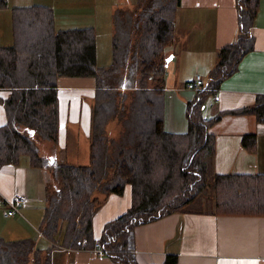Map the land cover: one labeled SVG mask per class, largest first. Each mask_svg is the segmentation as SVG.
Returning a JSON list of instances; mask_svg holds the SVG:
<instances>
[{
    "label": "trees",
    "instance_id": "obj_1",
    "mask_svg": "<svg viewBox=\"0 0 264 264\" xmlns=\"http://www.w3.org/2000/svg\"><path fill=\"white\" fill-rule=\"evenodd\" d=\"M236 1L238 38L219 51L207 88L197 90L187 102L184 133L165 125L166 49L176 38L181 0H153L154 6L146 8L139 21L134 18L136 11L122 17L118 8L112 18V61L103 67L98 62L95 27L57 31L49 6L12 9L13 44L0 46V92L9 93L6 98L0 94L8 119L0 126V169L27 157L32 167H48L53 181L61 185L46 194L39 227L45 242L0 236V264H54L57 247L92 250L97 243L118 264H140L135 229L191 204H208V187L213 189L216 213L264 215V175L208 171L215 150L210 129L224 114H253L264 123V95L253 107L205 114L209 99L254 49L251 29L261 0ZM7 5V0H0V9ZM64 77L95 80L87 165L45 157L35 144L36 136L59 140V82ZM112 122L121 126L118 137L108 133ZM243 143L253 147L254 137L246 135ZM127 185L131 206L108 221L97 239L94 218L103 203L100 196L123 195ZM162 264H178V257L167 255Z\"/></svg>",
    "mask_w": 264,
    "mask_h": 264
},
{
    "label": "crops",
    "instance_id": "obj_2",
    "mask_svg": "<svg viewBox=\"0 0 264 264\" xmlns=\"http://www.w3.org/2000/svg\"><path fill=\"white\" fill-rule=\"evenodd\" d=\"M135 5L136 3H130L128 7ZM49 7L53 9L55 18L56 14H60L62 20L68 12L55 3H51ZM112 8L113 6L110 11ZM95 22L90 26L97 27L102 20L96 19ZM239 30L236 0H181L176 15V38L166 49L168 65L165 125L168 130L178 133L187 131V119L185 121L181 115L196 91L188 89L186 84L194 80L197 74L207 75L218 61L219 51L237 40ZM251 30L254 35V49L244 56L238 71L222 82L215 94L220 97L219 100L213 96L207 102L205 111L209 114L211 112L212 116L222 111L253 107L258 96L264 95V0L260 2ZM8 38L11 40V37ZM186 52L193 57V62L189 65L196 64V73L191 74L182 84L184 76L173 65L181 64L185 73L187 61L181 62L179 59ZM95 92L93 78L60 79V136L57 146L47 147L49 151H42L43 156L78 165L81 164L80 158L85 160L82 164L90 162ZM0 94L6 98L9 93L3 91ZM172 96L173 101L168 104ZM209 114L206 116H210ZM7 122L5 108L0 104V126ZM70 130L79 138L86 132L84 154L81 150L68 153ZM210 131L215 138L214 154L209 159L210 175H264V123L259 122L256 115L224 114ZM246 135L254 137L253 147L244 145L243 139ZM248 140L252 141L250 138ZM60 154H63L62 158ZM68 155H75L74 160H78V163L69 161ZM52 178L48 167H32L27 157L22 158L19 164H5L0 169V201L11 200L16 194L26 198V203L13 216H7L8 204H0L3 209L0 208V219L14 222L13 229L7 227L6 232L0 230V236L5 235L7 240H14V237H10L11 234L17 235L19 229H28L25 232H35L38 241L43 243L44 238L40 236L39 227L44 218L46 194L51 191ZM100 197L103 203L94 218L97 239L108 221L125 213L131 206V186H126L123 195ZM191 205L135 229L136 257L140 264H162L170 254L178 257V264H264L263 214H218L213 201ZM53 258L54 264H118L94 249L66 250L57 247L53 251Z\"/></svg>",
    "mask_w": 264,
    "mask_h": 264
},
{
    "label": "rangeland",
    "instance_id": "obj_3",
    "mask_svg": "<svg viewBox=\"0 0 264 264\" xmlns=\"http://www.w3.org/2000/svg\"><path fill=\"white\" fill-rule=\"evenodd\" d=\"M138 1L139 0H131V2H129L128 0H56V1L55 0H8L7 7L5 9H0V45H2L3 47H9L10 44L11 45L13 44L11 12L14 7L29 6V5L31 6L35 4L51 6V3H55L58 7H61L62 9H65V10L67 9L68 11L67 14L64 15L63 20L60 14H56L55 29L57 31L75 29L78 27L87 28V26L95 27V26H90V25L96 23L95 22L96 19L102 20V22L97 27H95L97 31V47H96L97 57H98V62L100 66L102 67L108 66L112 61V50H113V37L112 36H113V30H114L113 25H112L113 15L117 11L118 8H120V15L122 17L127 16L128 12L133 13L134 11H136L139 16L137 15L134 18L135 20L139 21L140 16H143L146 8L152 7L154 5L152 4L153 0H146L141 5L137 4ZM130 3L132 4L136 3L135 7H128ZM112 6L113 8L110 11ZM56 21H57V24H56ZM8 37H11V40ZM192 55L194 56V52L192 53ZM179 60L181 62L183 60L187 61L186 65H188L187 71L185 73H183V66L181 64L173 65L174 69L175 68L180 69L181 74L184 76L183 83H182L184 84L191 74L196 73V68H195L196 64L189 65L190 63L193 62V57L190 56L188 52H186V54H183ZM212 69L207 73L206 76L200 73L201 76H203V78L207 80L210 76ZM74 78H77V77H74ZM167 96L169 97L168 92H167ZM211 100H212V97L209 99V101ZM172 101H173V96L170 97V99L168 100V104H171ZM185 109H186V105L183 111V115H181V118L183 117V119L186 121ZM174 111L176 114L177 107L174 108ZM169 113L171 117L170 109H169ZM206 113L209 114V112L205 111V114ZM209 115L212 116L211 112ZM177 117H180V116H178L177 114ZM187 128H188V123H187ZM120 131H121V126H119L116 122L110 123L108 133L111 137H118L120 135ZM86 135H87L86 132H84L83 136L79 138L74 131L72 130L69 131V136H68V142H69L68 153L69 154H71L72 151H75L76 153L80 150H81L80 152L84 154V149H85L84 144L86 143ZM56 143L57 142H54V141L44 140L40 138L39 136H36L35 138L36 147L38 146V149L40 150L41 153L42 151L43 152L49 151L47 147L49 148H53L54 146L56 147L57 146ZM60 155H61L60 158H62L63 154H60ZM74 156L75 155H71V156L68 155V159H70L69 161H75ZM50 158H53V157H50ZM79 161H80L79 163H81L80 165L89 164V162H87L86 164H82L84 163L85 160L81 158ZM75 163H78V160H76ZM59 185L61 184L57 182V180L52 181L51 187H50L51 191L52 190L55 191ZM212 194H213V189L208 187L205 193V196L209 198V202L213 201ZM1 215L4 216L3 212H1ZM40 223L38 224V226L40 225ZM7 227H9L10 229H13L14 222L9 221L5 218L0 219V230L3 232H6ZM19 230L20 231L17 235L9 234L10 237H14L13 238L14 240L23 239L26 237H30L34 240H38L37 238L38 235L35 232H25L28 229L27 230L19 229ZM34 230H36V227ZM1 237L6 239L5 235Z\"/></svg>",
    "mask_w": 264,
    "mask_h": 264
},
{
    "label": "built area",
    "instance_id": "obj_4",
    "mask_svg": "<svg viewBox=\"0 0 264 264\" xmlns=\"http://www.w3.org/2000/svg\"><path fill=\"white\" fill-rule=\"evenodd\" d=\"M188 89L190 90H205L207 88V81L200 75L197 74L192 82H190L187 86ZM219 96L216 95L215 99L219 100ZM8 204L9 210L7 213V216H13L16 215L21 207L26 203V198L25 196H22L20 194H16L11 200L8 201H0L1 205ZM94 250H97L98 253L105 255V250L101 247L99 243L96 244V247Z\"/></svg>",
    "mask_w": 264,
    "mask_h": 264
}]
</instances>
